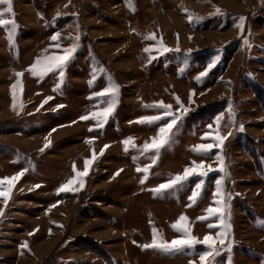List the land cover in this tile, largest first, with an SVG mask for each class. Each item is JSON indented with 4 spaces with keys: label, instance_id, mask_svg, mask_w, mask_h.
Wrapping results in <instances>:
<instances>
[{
    "label": "rangeland",
    "instance_id": "obj_1",
    "mask_svg": "<svg viewBox=\"0 0 264 264\" xmlns=\"http://www.w3.org/2000/svg\"><path fill=\"white\" fill-rule=\"evenodd\" d=\"M12 9L4 18L15 20V30L0 26V178L24 175L7 203L0 197V264H201L203 244L174 253L142 246L154 228L165 241L179 238L171 225L182 214L193 236H216L221 229L208 224L219 219L197 217L216 206L221 179L231 228L209 264H264V0H12ZM56 33L60 39L52 41ZM161 38L172 51L158 50ZM73 44L62 69L43 77L29 71L38 58L63 55ZM112 85L115 97L96 95ZM177 96L189 111L153 164L156 154L141 148L165 121H139L162 115L154 106L161 101L176 112ZM113 99L106 120L79 119ZM220 116L223 145L193 152L216 143ZM129 138L136 147L125 151ZM93 150L84 187L58 195L75 175L73 165L83 171ZM192 161L213 171L153 191ZM148 165L147 174L136 170ZM198 183L200 194L190 201Z\"/></svg>",
    "mask_w": 264,
    "mask_h": 264
},
{
    "label": "snow or ice",
    "instance_id": "obj_2",
    "mask_svg": "<svg viewBox=\"0 0 264 264\" xmlns=\"http://www.w3.org/2000/svg\"><path fill=\"white\" fill-rule=\"evenodd\" d=\"M0 5H6L2 10H0V26H4L8 28L9 25H11V28L9 29V32H13L16 27V23L14 19H5L6 14H12L13 9H12V0H0ZM220 9L217 8V13H220ZM199 19V18H197ZM244 17H240V25L239 27L243 28V21ZM189 20L191 22L192 20V14H189ZM60 39L59 33L54 34L51 37L52 41H57ZM76 40H79V37L77 36L75 38ZM147 39H152L155 40L156 37L154 34H150ZM160 44V49L158 50H163L165 52L167 51H172V49L167 48L165 45H163L162 38L159 41ZM55 47L59 48V44L54 45ZM76 44H73L71 48L65 49L63 55H52V56H46L44 58H38L33 65L30 66L29 71L34 76H40L43 77L45 74L52 72L57 69H62L63 66L68 62V60L71 58L72 54L76 51ZM152 49L146 48L145 51H151ZM176 51H179V48L176 49ZM209 68L213 67L212 64L208 66ZM22 73H17L18 77H22ZM60 75H63V72L61 71ZM201 76L207 75L206 72H202L200 74ZM20 84V80H17V83L12 86V91H13V107L15 108V101H16V88L17 85ZM59 87V85H57ZM118 91V86L112 85L109 88L105 89L102 92L96 93L97 96H106V95H111L113 97L116 96ZM195 93L191 92L189 94V100H192V96H194ZM177 100V103L180 104V109L183 110L180 115H177V112L180 111V109H177L176 112L172 110V105L164 104L162 101L159 102L157 105H154L156 107H159L163 109L162 115L159 116H153V117H145L142 118L141 121L139 122H149L153 123L156 121H165L159 128L157 135L150 138V142H145L142 145L141 152L142 153H148V152H154L156 155L153 156V164L156 162V159L159 155V152L161 149L165 148L171 139V134L173 132L174 127L177 125L178 121L182 119L183 113H186L189 111L186 107H184L183 103L180 101L179 97H175ZM52 99L51 97L46 98V100L43 103H47L48 100ZM43 103L41 106H43ZM116 107V100L113 99L112 102L108 104L106 108H104L102 111L98 112H92L88 115L81 116L79 119L81 121H86L89 119H97L98 121L103 118L104 120L107 119L108 116L111 115L113 112L114 108ZM229 112L230 116L229 119L231 120L234 116V113L232 112L231 106L229 107ZM165 118H170V119H165ZM223 117H217V129L216 132L217 134L212 137L216 141V143H205V144H198L193 146L191 149L193 152L197 154H207L211 152L214 148H220L225 139L227 137L219 135V122ZM100 127H103V124H99ZM210 129L212 128V125L208 126ZM93 129H89V131H92ZM240 131H243V125L240 126ZM231 135V133H229ZM209 134L206 133L202 139H208ZM90 142V141H86ZM123 144L126 146L125 151H128L129 147L135 148L136 145L134 141L129 138L123 141ZM47 147V145H45ZM109 147L108 145H105V149ZM44 149H41L43 151ZM100 155H103V149L101 150ZM97 159V155L95 153V150H93L92 157L90 159H85L84 162V169L83 171H78L76 169L75 164L73 165V172L75 175L70 178L67 183L62 184L59 189H57V194L59 195L60 193H67V192H73V191H79L84 187V180L83 177L87 176L89 173L90 166L93 164V162ZM217 159L220 160V171H224V160L222 156H218ZM191 167H186L184 169V172L182 174H177L175 177L171 178L168 180L167 183H162L160 184L155 190L156 193L163 192L168 189H173L177 185H180L182 182L187 181L190 177L193 175H200V176H206L209 171H213L211 166H207L205 168V165L203 161L200 163H196V161L191 162ZM151 165L145 166L143 168H137L136 170L138 172H143L147 174L149 172V168ZM24 171H27L25 169ZM122 171V169L120 170ZM117 175L119 172L116 173ZM24 175V172H19L14 176L10 177H3L0 178V197H2L7 203V201L11 197V192L15 186V183L19 181V179ZM147 179V175H145L144 179L141 180V183H144L145 180ZM202 183V182H201ZM201 183L196 184V190L193 191L192 195L189 197L190 201L195 202L197 197L199 196V189L201 188ZM79 185V187H73L74 185ZM7 185V187H5ZM36 187H39L37 185ZM214 204L216 205L215 207H209L206 209L207 216H201L197 217L198 220H207L209 217H217L219 219V224H208V227L211 228H220L221 231H218L216 233V236L212 235H205L203 240H200L199 238L193 236L191 234V229L187 223L188 218L185 215H181L178 220L171 225V227L178 231L181 232V236L179 238L173 239L170 242L165 241L162 239L160 236L158 230L155 228L153 229V238L152 242L150 244L143 245L142 247L147 249V248H153L160 250L165 253H174V252H182L186 248H193L197 244H203L207 246L208 251L202 252L199 254V259L201 264H209L208 258L213 257L214 255H219V250L215 247L216 243L218 242L220 245H225L227 236H228V231L231 228L230 223H228L225 219V211L228 208V204L225 200L224 192H223V180H217L216 181V191L214 193ZM55 207V205H53ZM3 213L0 212V215ZM135 243V242H134ZM22 247H27L26 244L22 245ZM190 264H193V262H190Z\"/></svg>",
    "mask_w": 264,
    "mask_h": 264
},
{
    "label": "trees",
    "instance_id": "obj_3",
    "mask_svg": "<svg viewBox=\"0 0 264 264\" xmlns=\"http://www.w3.org/2000/svg\"><path fill=\"white\" fill-rule=\"evenodd\" d=\"M204 112H206V111H204Z\"/></svg>",
    "mask_w": 264,
    "mask_h": 264
}]
</instances>
